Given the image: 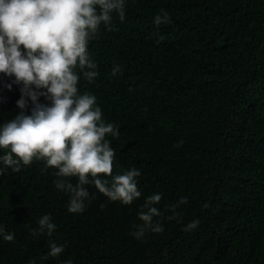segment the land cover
<instances>
[{"label": "trees", "instance_id": "trees-1", "mask_svg": "<svg viewBox=\"0 0 264 264\" xmlns=\"http://www.w3.org/2000/svg\"><path fill=\"white\" fill-rule=\"evenodd\" d=\"M124 13L89 41L98 75H81L78 90L95 95L102 118L118 127L106 137L112 172L139 169L141 196L125 205L86 185L85 209L69 212L42 158L7 168L0 227L14 239L0 238V264H264V0H126ZM11 80L0 73V123L19 111ZM155 192L153 221L163 231L134 238ZM182 196L173 218L169 206ZM45 213L56 229L33 234ZM193 219L198 227L185 231ZM49 241L63 252L47 256Z\"/></svg>", "mask_w": 264, "mask_h": 264}, {"label": "clouds", "instance_id": "clouds-1", "mask_svg": "<svg viewBox=\"0 0 264 264\" xmlns=\"http://www.w3.org/2000/svg\"><path fill=\"white\" fill-rule=\"evenodd\" d=\"M125 4L126 0H0V73L12 78L5 87L17 84L20 93L15 101L19 111L0 123V149L9 150L0 154V174L7 168L16 172L33 158H42L45 167L56 169L54 185L69 195V212L85 209L90 196L86 185L125 205L141 196L136 179L141 175L139 169L112 172L114 149L106 137L118 136V127L102 118L95 95L78 90L81 75L89 82L98 75L89 41L102 24L111 27L113 13L124 19ZM153 22L162 23V15H155ZM111 72L120 73L119 65ZM71 177L77 178L75 184L68 179ZM161 195L155 192L144 198L137 213L142 223L134 224L130 232L134 238H142L146 231H163L153 221L161 215L155 206ZM186 202L187 197L182 196L169 206L173 218L175 208ZM198 224L193 219L184 230H194ZM37 225L33 234L51 236L56 229L49 213L39 216ZM0 238L12 241L14 235L0 227ZM63 250V244L49 241L46 255L56 257Z\"/></svg>", "mask_w": 264, "mask_h": 264}]
</instances>
